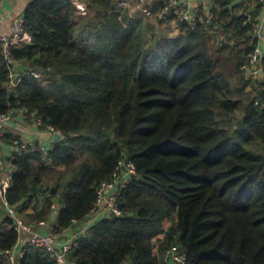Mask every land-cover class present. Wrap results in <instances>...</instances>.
Returning a JSON list of instances; mask_svg holds the SVG:
<instances>
[{
  "label": "trees",
  "instance_id": "obj_1",
  "mask_svg": "<svg viewBox=\"0 0 264 264\" xmlns=\"http://www.w3.org/2000/svg\"><path fill=\"white\" fill-rule=\"evenodd\" d=\"M241 7L214 0L210 24L175 20L179 33L168 36L122 0L30 1L31 40L8 54L0 41V114L23 110L60 137L14 151L6 204L35 226L55 201L63 233L88 217L119 161H131L120 214L78 238L76 264H175L172 245L185 264H264V79L255 86L241 69L252 41ZM14 63L41 77L18 80ZM3 203L0 264H9L19 233ZM24 247L18 264H56Z\"/></svg>",
  "mask_w": 264,
  "mask_h": 264
},
{
  "label": "built area",
  "instance_id": "obj_2",
  "mask_svg": "<svg viewBox=\"0 0 264 264\" xmlns=\"http://www.w3.org/2000/svg\"><path fill=\"white\" fill-rule=\"evenodd\" d=\"M1 1V0H0ZM238 3L242 1L240 11L244 13V24H249L250 33L252 36L251 49L245 57L241 69L247 80L251 81L255 86L260 84V79H264V0H236ZM124 4H129L128 0H122ZM159 4V8L154 11L153 6ZM134 12H137L144 18H154L162 20L166 17L183 21L190 26H195L198 21L205 20V23L210 24L213 20V12L211 9L195 3L192 0H135L131 5ZM81 9V6L79 4ZM79 9V10H80ZM203 13V16L201 15ZM31 37L26 29V20L24 15L17 16L11 26L10 35H0L6 53L8 54L10 46L18 43H27ZM16 64H13V75L19 80L21 76L30 74L37 78L41 77L38 71L29 69L17 70ZM263 70V73H261ZM258 103V100H256ZM264 106V99L260 102ZM11 111L0 114V135L6 132L8 126L11 125ZM40 124V120L38 119ZM46 130L53 135L57 132L53 126L48 125ZM17 146L16 151L27 150V145L23 142L14 141ZM35 146V145H32ZM41 149L45 146H39ZM136 173L134 164L131 161H119L116 170L113 172L110 180L103 181L97 190L95 205L92 208L88 217L82 221L73 219L69 233H60L53 227L52 219L38 221V226L46 228L45 231L38 229L36 226L25 223L17 216L15 209L6 204L3 199L4 190L7 186L0 183V201L4 202L9 214L15 219V228L19 233V240L12 248L5 251L9 264H18V261L25 253L26 245L39 247L47 251L56 261V264H76L69 258V253L78 243V238L83 236L87 229L96 221L110 214H120V210L116 205V196L118 192L125 187ZM52 212L58 211L57 203L53 201L50 204ZM56 218V216H55ZM161 237L162 235H158ZM167 255L175 264H185L186 254L179 249L177 245H172Z\"/></svg>",
  "mask_w": 264,
  "mask_h": 264
},
{
  "label": "crops",
  "instance_id": "obj_3",
  "mask_svg": "<svg viewBox=\"0 0 264 264\" xmlns=\"http://www.w3.org/2000/svg\"><path fill=\"white\" fill-rule=\"evenodd\" d=\"M32 0H1L0 1V35H10L11 26L14 19L22 15L28 5ZM195 3L202 4L206 8L211 9L214 5V0H192ZM130 3V1L128 0ZM244 1L241 2L243 4ZM132 5V4H131ZM130 5V6H131ZM80 13L84 12L82 5L80 4ZM131 8H133L131 6ZM17 70L27 69L24 64L17 63ZM12 121L11 125L8 126L6 132L0 135V183L3 186H8L12 173L14 171V166L11 163L10 158L12 157L14 151H16L17 146L14 145L12 139L18 137L21 142L28 145L38 146H50L51 142L54 141L53 135H51L46 128H41L38 123V119H34L23 110H11ZM27 212H33V208L29 207L26 209ZM56 213L52 212L50 221L55 219ZM38 229L45 231L46 228L35 225ZM71 229L65 231L64 233H69Z\"/></svg>",
  "mask_w": 264,
  "mask_h": 264
},
{
  "label": "rangeland",
  "instance_id": "obj_4",
  "mask_svg": "<svg viewBox=\"0 0 264 264\" xmlns=\"http://www.w3.org/2000/svg\"><path fill=\"white\" fill-rule=\"evenodd\" d=\"M129 1H130V5H131V4H133V2L135 0H129ZM78 13H80V10L78 11ZM146 19H148V18H146ZM151 20L156 25V29L158 31L166 33L168 36H175L179 33V27H178L177 22H175V19H171L168 21H162V22H158V20H156V19H151ZM232 38H231V42H229V44H233L235 42L234 41L235 37H232ZM251 88H252V83L248 85V89L251 90ZM43 205H44L43 203H40L39 207H41ZM51 215H52V211L49 212L48 217H42V218H40V220H45L47 218L49 219V217H51ZM33 218H35L34 214H33ZM33 218H32V220H33Z\"/></svg>",
  "mask_w": 264,
  "mask_h": 264
},
{
  "label": "water",
  "instance_id": "obj_5",
  "mask_svg": "<svg viewBox=\"0 0 264 264\" xmlns=\"http://www.w3.org/2000/svg\"><path fill=\"white\" fill-rule=\"evenodd\" d=\"M261 73H263V70H261ZM59 137H60V132L57 131L53 134L54 140H57ZM47 148H50V146H47Z\"/></svg>",
  "mask_w": 264,
  "mask_h": 264
}]
</instances>
